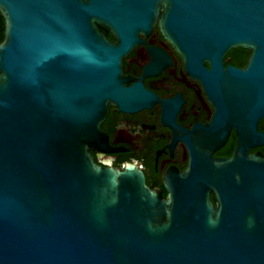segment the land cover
<instances>
[{"label":"water","instance_id":"95a60500","mask_svg":"<svg viewBox=\"0 0 264 264\" xmlns=\"http://www.w3.org/2000/svg\"><path fill=\"white\" fill-rule=\"evenodd\" d=\"M0 13V264H264V157L246 153L263 140L264 0H0ZM155 25L215 106L206 136L238 135L227 159L187 139L165 195L90 152L108 106L131 98L123 55ZM233 47L250 50L242 68L222 66Z\"/></svg>","mask_w":264,"mask_h":264},{"label":"flooded vegetation","instance_id":"af4514ba","mask_svg":"<svg viewBox=\"0 0 264 264\" xmlns=\"http://www.w3.org/2000/svg\"><path fill=\"white\" fill-rule=\"evenodd\" d=\"M107 36L114 40L110 32ZM137 38L139 42L123 55L120 64L121 83L130 90L131 98L123 108L108 106L100 125L102 141L90 152L102 166L136 164L147 184L162 190L167 171H183L192 159L187 139L202 147L214 140L219 144L212 158L227 159L235 152L238 135L231 127L223 140L219 134L206 136L205 127L213 119L215 106L158 25ZM249 54L248 49L230 48L222 57V66L242 68ZM204 66L210 68L207 62ZM254 131L264 140V115L257 119ZM263 140L248 147L246 153L264 157ZM211 198L215 202L213 194Z\"/></svg>","mask_w":264,"mask_h":264},{"label":"trees","instance_id":"16d2710c","mask_svg":"<svg viewBox=\"0 0 264 264\" xmlns=\"http://www.w3.org/2000/svg\"><path fill=\"white\" fill-rule=\"evenodd\" d=\"M4 18L0 13V41H2V39L4 38ZM162 193L165 195L166 191L164 188H162ZM213 198V197H212Z\"/></svg>","mask_w":264,"mask_h":264}]
</instances>
